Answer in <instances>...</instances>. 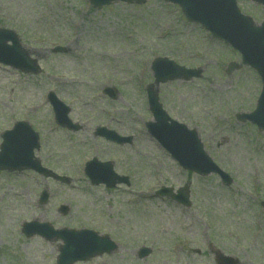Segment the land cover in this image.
Wrapping results in <instances>:
<instances>
[{"label": "rangeland", "instance_id": "1", "mask_svg": "<svg viewBox=\"0 0 264 264\" xmlns=\"http://www.w3.org/2000/svg\"><path fill=\"white\" fill-rule=\"evenodd\" d=\"M238 6L261 22L259 6L249 0ZM0 29L14 31L40 66L28 75L0 65V135L16 121L29 123L39 134L37 159L70 179L64 185L29 171L0 172V264H56L60 241L21 233L23 223L37 218L54 229L108 235L118 245L112 254L76 264H217L214 251L238 264H264V133L235 120L254 110L261 83L237 53L157 0L98 11L87 0H0ZM57 46L66 53H51ZM157 57L202 69L199 80L160 86L159 99L173 120L196 130L233 178L231 189L216 176L180 170L147 135L145 87L153 82L149 65ZM231 62L239 67L228 72ZM106 86L118 89L115 101L101 97ZM49 91L72 108L69 117L80 131L55 124ZM102 110L115 119L110 130L134 137L131 146L93 137L97 125L108 123ZM92 158L113 162L130 187L91 186L83 168ZM187 183L189 208L155 196L161 186L176 190ZM43 190L49 199L41 207ZM60 207L68 209L65 215ZM141 247L152 252L144 260L136 257Z\"/></svg>", "mask_w": 264, "mask_h": 264}, {"label": "water", "instance_id": "2", "mask_svg": "<svg viewBox=\"0 0 264 264\" xmlns=\"http://www.w3.org/2000/svg\"><path fill=\"white\" fill-rule=\"evenodd\" d=\"M118 1L128 4H143L146 0H91L95 8L110 5ZM179 4L185 16L192 22L200 23L215 38L225 40L232 44L243 55V63L249 65L260 75L263 85L262 95L259 99L257 109L250 115L240 116L241 120H249L264 130V23L261 28H256L250 19L239 15L235 7L236 0H166ZM264 5V0H255ZM12 42V46L6 43ZM57 49L56 51H59ZM0 63L11 65L26 72H37V67L26 55L22 54L18 43L13 34L0 31ZM156 84L165 83L174 79L189 80L193 77H200L199 71L185 70L171 62L159 61L153 67ZM150 90V89H149ZM150 98L153 103V114L155 124L149 125L154 138L166 148L170 154L189 170L201 175L210 172H218V169L202 152V147L198 142L195 132H187L184 128L168 123L157 103L156 93L150 90ZM55 107L57 122L65 126L68 121L65 119L66 110L56 100L52 101ZM65 121V123H64ZM0 147V170H22L32 169L45 176H52L59 181L64 179L57 178L41 169L39 165L33 163V149L38 148L37 137L24 124H18L13 131L7 132L3 137ZM119 144L127 141L119 137L110 138ZM87 175L94 184H105L113 187L118 182L126 179L117 178L113 175L110 165H101L92 162L87 167ZM159 195L170 194V190L163 189ZM173 198L188 205L187 195L181 190ZM47 194L41 195L40 202L45 203ZM23 234L26 237L40 235L47 241L62 240L63 246L60 247L58 264H74L92 259L104 253L115 250V245L108 237H99L93 232L83 231H54L49 225H37L35 223L25 224ZM148 250L140 252V257L146 256ZM225 264H233L232 259L222 260ZM233 262V263H231Z\"/></svg>", "mask_w": 264, "mask_h": 264}, {"label": "bare ground", "instance_id": "3", "mask_svg": "<svg viewBox=\"0 0 264 264\" xmlns=\"http://www.w3.org/2000/svg\"><path fill=\"white\" fill-rule=\"evenodd\" d=\"M37 222H41V220L39 218L35 219Z\"/></svg>", "mask_w": 264, "mask_h": 264}]
</instances>
